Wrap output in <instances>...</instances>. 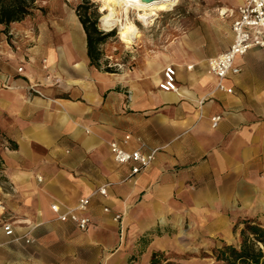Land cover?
Returning a JSON list of instances; mask_svg holds the SVG:
<instances>
[{
	"label": "crops",
	"instance_id": "0c3cea01",
	"mask_svg": "<svg viewBox=\"0 0 264 264\" xmlns=\"http://www.w3.org/2000/svg\"><path fill=\"white\" fill-rule=\"evenodd\" d=\"M242 2L208 6L210 17L133 72L91 66L86 43L40 41L30 56L0 60V142L12 146L0 149V264H150L172 248L186 211L214 228L226 208L264 213V50L236 58L239 74L223 81L232 94L208 71L233 40L232 19L218 13ZM166 67L175 69L176 92L158 88ZM111 142L156 151L154 160L126 181L130 166L114 163ZM103 185L107 197L93 196L85 213L87 231L56 220L51 205L72 209Z\"/></svg>",
	"mask_w": 264,
	"mask_h": 264
},
{
	"label": "rangeland",
	"instance_id": "374dc122",
	"mask_svg": "<svg viewBox=\"0 0 264 264\" xmlns=\"http://www.w3.org/2000/svg\"><path fill=\"white\" fill-rule=\"evenodd\" d=\"M176 1L173 8L159 11L157 16L148 19L146 24L137 20L136 11L128 9L127 13H124L122 9H117L119 19L127 27H134L137 31L133 42L125 44L120 40L117 28L110 32L101 27L100 20L107 15V12L100 11L102 0H89L94 6L89 10V15L92 17V12L96 9L98 30L113 34L99 47L100 70L110 69L115 73L133 72L141 62L163 56L167 53L169 43L182 38L192 24L210 17L204 14L208 6L221 5V0ZM81 2L82 0H37L32 14L15 23L16 26L14 23L8 27L0 25V60L5 61L3 67L7 66V61L15 60V56H30L31 47L40 41L47 44L52 41L63 44L68 42L69 45L72 43L75 49L83 48L85 34L76 11ZM0 144V149L4 151L12 147L5 140ZM1 160L0 158V173L3 169ZM259 178L264 179V176L260 175ZM210 214L208 213L207 217ZM185 216L182 229L175 227L171 232L178 238L172 248L159 253L162 254V264H215L214 251L222 248L224 244L240 246V232L247 223L253 222L264 229V213L260 208H226L221 213L222 221L216 223L219 224L217 228H214V221L196 222L189 211L185 212Z\"/></svg>",
	"mask_w": 264,
	"mask_h": 264
},
{
	"label": "built area",
	"instance_id": "2783aa9c",
	"mask_svg": "<svg viewBox=\"0 0 264 264\" xmlns=\"http://www.w3.org/2000/svg\"><path fill=\"white\" fill-rule=\"evenodd\" d=\"M219 16L232 19L231 31L233 40L228 50L208 60V71L209 74L218 80V91L232 94L233 90L226 88L223 85V81L228 74H239L240 69L235 66L236 58L243 57L254 48L264 50V0H243L241 5L236 9L224 12L223 15L220 11ZM187 70H191V67H188ZM17 71L19 73L22 72V68H18ZM175 78V69L173 67H166L163 72V79L160 81L158 88L163 92H176ZM34 93L39 94L38 92ZM219 121L220 116L213 117L211 119L212 127L215 128ZM129 141L130 136H125L123 144L126 145ZM109 150L116 165L130 166V172L125 179L126 181H131L143 173L153 162L154 154L156 153V151H152L150 154H143L139 150L126 151L115 142L109 144ZM38 181H40V178H38ZM107 186H100L92 195L79 199L76 206L72 209H66L61 212L60 207L56 204L51 205L50 209L56 215L58 222L72 223L79 231L85 232L92 225L91 218L85 215L91 198L95 195L106 198ZM103 212L108 214L110 210L105 207ZM112 220L121 225L123 214H115ZM3 231L7 237L14 235L10 223L3 224ZM21 240H24L26 244L31 243V240L27 236H23Z\"/></svg>",
	"mask_w": 264,
	"mask_h": 264
},
{
	"label": "trees",
	"instance_id": "16d2710c",
	"mask_svg": "<svg viewBox=\"0 0 264 264\" xmlns=\"http://www.w3.org/2000/svg\"><path fill=\"white\" fill-rule=\"evenodd\" d=\"M37 0H0V25L8 27L30 16L35 9ZM94 8L89 0H82L77 6V17L85 34L86 55L89 64L95 68L100 65L99 47L104 45L111 33H103L97 28L96 9L89 15V10ZM108 73H115L110 69ZM1 135V134H0ZM242 241L240 246L224 244L222 248L214 251L215 264H264V229L253 222L246 224L240 232ZM162 254L152 255L150 264H162Z\"/></svg>",
	"mask_w": 264,
	"mask_h": 264
},
{
	"label": "bare ground",
	"instance_id": "6f19581e",
	"mask_svg": "<svg viewBox=\"0 0 264 264\" xmlns=\"http://www.w3.org/2000/svg\"><path fill=\"white\" fill-rule=\"evenodd\" d=\"M103 4L100 8L101 12H107L100 20L101 27L105 31L118 29L120 40L125 44H131L137 37V31L134 27H127L118 17L117 9H122L124 13L128 9L136 11L137 20L147 23L148 19L157 16L159 11L169 10L173 8L176 0H153L151 3H144L142 0H102ZM121 11V10H120ZM130 11V10H129ZM225 11H222V15ZM108 33V32H107Z\"/></svg>",
	"mask_w": 264,
	"mask_h": 264
},
{
	"label": "water",
	"instance_id": "95a60500",
	"mask_svg": "<svg viewBox=\"0 0 264 264\" xmlns=\"http://www.w3.org/2000/svg\"><path fill=\"white\" fill-rule=\"evenodd\" d=\"M144 3H151V2H153V0H142Z\"/></svg>",
	"mask_w": 264,
	"mask_h": 264
}]
</instances>
